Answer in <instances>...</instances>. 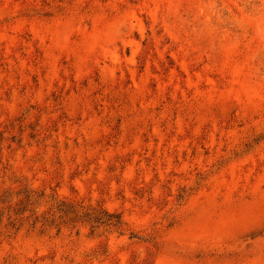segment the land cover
I'll return each mask as SVG.
<instances>
[{
    "label": "rangeland",
    "instance_id": "obj_1",
    "mask_svg": "<svg viewBox=\"0 0 264 264\" xmlns=\"http://www.w3.org/2000/svg\"><path fill=\"white\" fill-rule=\"evenodd\" d=\"M0 264H264V0H0Z\"/></svg>",
    "mask_w": 264,
    "mask_h": 264
}]
</instances>
